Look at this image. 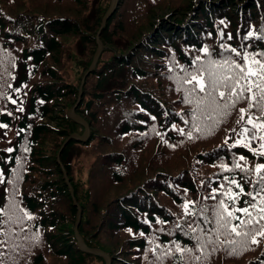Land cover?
<instances>
[{"label":"trees","instance_id":"obj_1","mask_svg":"<svg viewBox=\"0 0 264 264\" xmlns=\"http://www.w3.org/2000/svg\"><path fill=\"white\" fill-rule=\"evenodd\" d=\"M110 1L0 0V124L7 125L0 131L16 128L9 145H0V205L6 207L15 193L20 207L35 217L26 221L29 234H38L30 245L21 237L26 247L18 264L105 263L77 245L74 198L82 209L78 230L88 246L108 252L111 264H149V239L191 244L176 227L186 229L193 219L183 214L185 200L196 201V208L211 205L203 197L223 176L241 177L238 170L224 172L221 162L231 167L233 154L246 156L250 166L260 162L242 146L229 148L232 140L225 144L244 103L212 133L187 139L189 125L177 114L186 115L191 106L181 102L184 94L169 77L182 75L179 66L203 56L198 50L205 45L215 57L221 43L235 47L248 30L260 34L264 0H118L101 25ZM97 34L103 46L79 97ZM244 43L252 45L248 51H264L262 41ZM78 97L75 111L89 124L83 140L70 136L85 131L68 114ZM173 123L184 128V136ZM244 187L251 190L247 182ZM262 262L264 238L241 254L221 250L210 259Z\"/></svg>","mask_w":264,"mask_h":264},{"label":"snow or ice","instance_id":"obj_2","mask_svg":"<svg viewBox=\"0 0 264 264\" xmlns=\"http://www.w3.org/2000/svg\"><path fill=\"white\" fill-rule=\"evenodd\" d=\"M220 23L224 24L225 21L221 20ZM219 36L224 40L223 31ZM228 39H232L231 34ZM248 39L264 42V29L260 30V34L248 30L235 47L221 43L219 48L222 51L216 53L215 57L207 45L203 46L198 50L203 56H194L188 66H179V73L182 75L176 74L169 78L175 81L176 91L183 92L181 102L191 106V111L186 115L177 114L185 125H189L186 133L189 140L198 138L194 134L203 136L212 133L239 104H246V108L238 109V127L230 130L231 135L225 139V144H228L229 139L232 140L229 148L242 146L253 157L260 159V162H254L250 166L246 156L237 157L236 154L232 156L231 167L221 162L219 166L224 172L235 173L238 170L241 177L223 176L218 186L211 188L203 197L205 201L215 202L211 205L201 204L196 208V201L185 200L181 205L183 214L193 219L187 222L186 229L179 223L176 227L190 237L191 244L182 245L173 240L161 245L156 243L155 238L149 239L151 247L148 251L154 257L149 264H164L168 258L174 264H210L211 257L221 250L229 256H235L250 244L259 246L264 238V51H248L252 47L244 43ZM11 102L17 103L14 99ZM18 111L22 112L23 108H18ZM7 114L12 115L11 112ZM0 128H7V125L0 124ZM171 128L181 136L185 135L184 128H178L175 123ZM254 142L256 147H253ZM5 151L10 153L13 149ZM3 177L4 174L0 171V183H4ZM245 182L251 184V190H245ZM9 183L14 185V181ZM244 196L248 199H244L241 205L240 201ZM34 219L16 202L15 193L6 207L0 205V264H5V261L18 264L17 257L26 247L21 242V237L28 245L38 239V234H29L26 225V221ZM140 235L143 236L144 233L141 232Z\"/></svg>","mask_w":264,"mask_h":264},{"label":"water","instance_id":"obj_3","mask_svg":"<svg viewBox=\"0 0 264 264\" xmlns=\"http://www.w3.org/2000/svg\"><path fill=\"white\" fill-rule=\"evenodd\" d=\"M117 1L118 0H111L110 1V4H109L105 14L102 17L101 25H103L105 23L107 18L115 10V7L117 5ZM96 40H97V48H96L95 54L93 56V60L91 61V64H90L88 70L85 72V74L82 77L81 84H80V87H79V97L81 95V86H82V84L84 82V78L87 75V73L95 66L97 57H98V55H99V53H100V51L102 49V46H103L102 45V41L100 40L98 34L96 36ZM79 97H78L77 102L68 109V114L73 116V117H75V118H77L78 120H81L83 122L84 126H85V131H84V134H82V135H79L78 133L74 132L70 136L71 137H75L76 139H79V140H83L87 136V134L89 133V124L81 115H79L75 111V107H76V105H77V103L79 101ZM58 155H59V153H58ZM57 160L60 162L59 157L57 158ZM61 169H62V172L64 174L65 180H66L67 184L69 185L70 191H71L72 195L74 196L72 184L70 182L68 174H67V172H66V170H65L63 165H62ZM74 204L78 207L77 220H76L75 225H74V231H75V235H76V238H77L78 247L80 249H82V250H87L89 252L99 254L100 256H102L104 258V260H105L104 264H111V256L109 255L108 252H106L105 250H103V249H101L99 247H92V246H88L86 244L83 236L81 235V233L78 230V225H79V222H80V219H81L82 209H81L79 203L77 202V200L75 198H74Z\"/></svg>","mask_w":264,"mask_h":264},{"label":"rangeland","instance_id":"obj_4","mask_svg":"<svg viewBox=\"0 0 264 264\" xmlns=\"http://www.w3.org/2000/svg\"><path fill=\"white\" fill-rule=\"evenodd\" d=\"M236 127H238L236 125ZM235 127V128H236ZM16 132V128L12 127L8 130H1L0 131V145L4 148H6L9 145V142L13 139ZM253 146H257V144L254 142Z\"/></svg>","mask_w":264,"mask_h":264}]
</instances>
